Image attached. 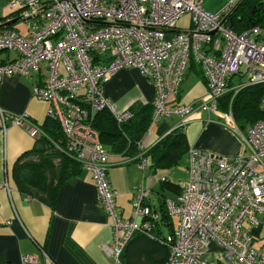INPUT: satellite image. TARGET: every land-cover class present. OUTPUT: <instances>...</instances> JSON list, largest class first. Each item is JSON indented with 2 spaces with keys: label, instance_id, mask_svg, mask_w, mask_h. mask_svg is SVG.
<instances>
[{
  "label": "built area",
  "instance_id": "1",
  "mask_svg": "<svg viewBox=\"0 0 264 264\" xmlns=\"http://www.w3.org/2000/svg\"><path fill=\"white\" fill-rule=\"evenodd\" d=\"M226 1L215 13L203 8V0L7 2L11 9L24 11L27 34L0 23V52L15 54L0 63V87L13 75H40L32 95L49 102L46 116L60 125L66 139L64 152L92 175L97 201L113 229L112 244L104 249L114 264H123L121 255L135 232L151 234L158 214L145 204L151 191L145 185L136 188L130 218H123L117 209L107 178L110 153L93 120L102 110L117 123L126 122L133 113L115 111L104 93L105 84L121 69H137L154 88L151 121L175 116L176 127H182L195 102H183L178 95L194 60L206 86L198 107L219 112L227 127L240 131L231 108L240 90L264 83V28L231 30L223 19L240 0ZM185 15L189 24L179 27ZM228 91L227 110L220 111L219 102ZM259 108L264 111V95ZM0 117L4 126L8 121L32 136L43 134L26 112L7 113L0 107ZM243 138L245 151L237 157L189 147L188 177L179 183L176 199L165 200L177 224L173 234L162 240L169 249L164 264H264V247L254 246L251 233V228L264 229V120L250 125ZM137 148L127 160H136L145 170L150 148L141 140ZM0 187L9 189L1 180ZM35 261V255L25 254L20 264Z\"/></svg>",
  "mask_w": 264,
  "mask_h": 264
},
{
  "label": "crops",
  "instance_id": "2",
  "mask_svg": "<svg viewBox=\"0 0 264 264\" xmlns=\"http://www.w3.org/2000/svg\"><path fill=\"white\" fill-rule=\"evenodd\" d=\"M7 2L0 0V23L22 33L17 24L24 20V11L5 12L3 7L8 5ZM224 7L225 0H203V8L207 12L215 13ZM189 21L188 15L183 16L179 27H187ZM22 34H27L26 26ZM14 56L13 52L1 56L0 62ZM39 79L40 75L35 73L29 78L7 77L0 87L1 109L14 114L26 112L35 124L42 125L47 117L49 102L32 95V87ZM205 92L201 67L192 60L178 95L183 102H195L183 126L188 146L226 157L241 155L246 147L245 134L227 127L219 112L208 113L198 107ZM104 93L117 112L130 109L135 104H152L154 98L151 81L134 68L119 70L105 84ZM223 102L224 96L219 108ZM178 122L175 116L151 121L141 139L143 145L151 148ZM37 138L8 121L4 126L0 117V180L9 186V189L0 187V264H20L21 256L25 254L36 256L35 262L26 264H114L104 249V246L112 244L111 221L97 201L96 187L88 171L82 168L63 183L52 207L42 198L18 189L12 176L14 163L20 155L37 146ZM128 158L116 153L108 157L107 178L115 191L120 215L123 218L132 216L136 188L145 185L151 189L145 204L159 215V232L168 234L177 223L173 217L163 218L160 209L164 200L176 199L177 193L173 191V198H165L164 190L167 189L162 188L161 176H164L162 181L173 183L167 179L171 169L153 170L149 159L148 167L142 170L136 161H128ZM156 187L162 190L159 205L151 198ZM251 233L254 246L258 249L264 247V229L251 228Z\"/></svg>",
  "mask_w": 264,
  "mask_h": 264
},
{
  "label": "trees",
  "instance_id": "3",
  "mask_svg": "<svg viewBox=\"0 0 264 264\" xmlns=\"http://www.w3.org/2000/svg\"><path fill=\"white\" fill-rule=\"evenodd\" d=\"M11 10L16 12L17 9ZM226 25L237 33L255 26L264 28V0H240L228 16ZM262 95L264 83L240 90L233 101L235 120L243 119L249 126L257 120H264V111L259 108ZM230 96V92L224 95L220 109H225ZM130 110L133 113L132 118L123 123H117L107 110L99 111L94 117L93 126L110 154L134 157L138 152L137 142L142 139L151 122L153 106L135 104ZM39 126L43 134L37 138V146L17 158L12 176L22 193L38 196L52 207L62 184L77 175L82 166L64 152L66 139L58 121L46 117L45 122ZM188 149L183 126L175 127L154 144L146 156L150 159L149 166L153 170L171 169L186 161ZM161 182L162 188L179 194V184L162 180ZM160 210L163 212V218H171L165 200ZM158 218L151 234L140 231L133 234L121 255L123 264H164L169 249L162 240L173 234L174 227H171L168 234L162 235L158 228Z\"/></svg>",
  "mask_w": 264,
  "mask_h": 264
},
{
  "label": "rangeland",
  "instance_id": "4",
  "mask_svg": "<svg viewBox=\"0 0 264 264\" xmlns=\"http://www.w3.org/2000/svg\"><path fill=\"white\" fill-rule=\"evenodd\" d=\"M5 1V0H4ZM227 4V1L225 0V5ZM3 9L5 10V12H10V10H11V8L8 6V5H6V7L4 6L3 7ZM23 12V11H22ZM23 13H21V15H22ZM26 23H25V20H20L19 22H18V24H17V26L19 27V29H20V31L22 32V33H24V28H25V25ZM10 53H12V51H1L0 52V57L2 56H5L6 54H10ZM228 92H230L231 93V91H228ZM227 92V93H228ZM234 101V100H233ZM227 110V107L225 106V109H224V111H226ZM231 114H232V116H233V119L235 120V114H234V108H233V106H232V108H231ZM258 121V120H257ZM256 122V121H255ZM255 122H253V123H255ZM235 123H236V125H237V128L239 129V130H241V132L243 133V134H246V132H247V129H248V127H249V125L243 120V119H237V120H235ZM252 123V124H253ZM169 173H170V175L169 176H167V179H169L171 182H173V183H176V184H179L180 182H182V181H185V179H186V177H187V170H186V161H183L179 166H176V167H172L171 168V170H169ZM160 186V185H159ZM161 188L160 187H156V188H154V190H153V192H152V195H151V198H152V200H153V202L156 204V205H159L160 204V202H161V200H162V197H161ZM165 191V193H164V195H165V198H173L174 197V192L172 191V190H169V189H167V190H164ZM173 221L175 222V223H177V219H176V217H173Z\"/></svg>",
  "mask_w": 264,
  "mask_h": 264
},
{
  "label": "water",
  "instance_id": "5",
  "mask_svg": "<svg viewBox=\"0 0 264 264\" xmlns=\"http://www.w3.org/2000/svg\"><path fill=\"white\" fill-rule=\"evenodd\" d=\"M237 5H238V4H237ZM237 5H236V6H237ZM236 6H235V7H236ZM235 7H234V8H235ZM234 8H232V10H231V11H230V12L224 17L223 22H225V21L227 20L228 16L230 15V13L233 11Z\"/></svg>",
  "mask_w": 264,
  "mask_h": 264
}]
</instances>
